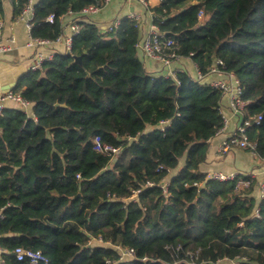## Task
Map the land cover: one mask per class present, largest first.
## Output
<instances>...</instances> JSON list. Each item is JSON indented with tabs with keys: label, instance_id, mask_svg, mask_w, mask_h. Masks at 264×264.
<instances>
[{
	"label": "trees",
	"instance_id": "obj_1",
	"mask_svg": "<svg viewBox=\"0 0 264 264\" xmlns=\"http://www.w3.org/2000/svg\"><path fill=\"white\" fill-rule=\"evenodd\" d=\"M94 1L37 0L32 36L56 38L68 10ZM28 2L12 0L13 17ZM151 10L181 56L202 71L219 57L235 73L246 114L261 115L247 131L264 158V0H160ZM70 18L81 24L70 50H56L12 87L31 102L32 115L14 102L0 115L6 263L32 264L16 258L23 247L47 257L36 264H228L237 256L264 264L256 180L240 173L250 182L237 185L238 178L214 180L200 170L223 126L220 90L185 71L174 79L147 70L137 53L141 28L127 17L114 31L87 16ZM95 136L122 150H94Z\"/></svg>",
	"mask_w": 264,
	"mask_h": 264
},
{
	"label": "built area",
	"instance_id": "obj_2",
	"mask_svg": "<svg viewBox=\"0 0 264 264\" xmlns=\"http://www.w3.org/2000/svg\"><path fill=\"white\" fill-rule=\"evenodd\" d=\"M112 0H95L92 3H89L83 6L77 13L68 10L65 15L60 19L64 23V18L66 15L73 16L78 14L81 16H86L90 14L97 13L104 5H107ZM153 17V12L148 3V0H137ZM33 4L28 2V4L22 9V11L16 16L17 20H20L24 23L27 29V40L25 45L33 50V56L31 59V64L29 70L41 69L42 64L45 61L51 60L56 52L54 46L57 44H62L65 50H70L72 36L79 32L81 24L78 20L72 19L68 24V31H63L56 38H43V37H34L31 34L32 27V18H33ZM128 18L131 19L136 26L141 28V15L138 12L131 11L128 14ZM198 19H203V11L198 13ZM47 21L52 22L53 15L50 14L46 17ZM120 24L119 19H114L111 21L105 29L107 31H114L118 28ZM17 44V37L13 34L4 33V23L0 18V55L6 54L12 51ZM136 46L142 54L148 58H151L158 63H160L163 68V75L166 77H171L176 79L178 71H185L181 68H177L175 63L183 58L177 52V43L171 38L164 37L158 28L151 23L147 32L144 35H141L140 39L137 41ZM186 72V71H185ZM212 77V78H211ZM195 80L201 82H207L210 86L215 87L220 90L222 97H226L228 101V106L230 112L233 116L238 118V123L236 128L232 133H230L226 138L222 139L218 145V153L223 154L228 152L233 147H240L249 150L255 154L256 143L252 141L248 135L247 127L253 123H258L261 119V115H247L246 105L248 103L242 96L243 90L239 79L234 72L224 69V62L221 58H214L213 62L207 66L206 71H202L195 64ZM7 101H12L16 103L21 110L32 115L30 111L31 102L25 99L20 92H15L12 89H9L5 92L0 90V115L2 114L3 109L6 106ZM223 117V126L219 129L226 127L228 118L225 114L222 113ZM164 123H161L160 128L163 129ZM93 148L96 151H100L111 156L119 154L122 150L121 146L114 147L109 144L102 143L99 136H95L93 140ZM240 173L236 172H223V171H211L206 173V177L214 180L225 181L229 179H237V185L247 186L250 182V179L242 178L239 176ZM252 178V175L249 174ZM167 180H163V192H166ZM194 184H197L196 182ZM260 197L264 196V175L262 181L259 183ZM136 195V191L133 192L132 197ZM257 214V210H256ZM121 254L123 256L132 257V249H121ZM0 248V264H7L4 258L1 255ZM15 256L18 260L28 258L32 264H36L40 261L47 262V257L41 251H33L31 249H26L23 247H17L14 250ZM247 258L244 256H237L233 259H227L228 264H250L246 262ZM222 259H218L211 264H221ZM109 262V261H107Z\"/></svg>",
	"mask_w": 264,
	"mask_h": 264
},
{
	"label": "crops",
	"instance_id": "obj_3",
	"mask_svg": "<svg viewBox=\"0 0 264 264\" xmlns=\"http://www.w3.org/2000/svg\"><path fill=\"white\" fill-rule=\"evenodd\" d=\"M36 1L29 0L32 4ZM159 1L148 0V3L150 7H153L158 5ZM131 11L138 12L141 15V35H144L152 23V17L137 0H112L107 5H104L97 13L86 16L96 21L101 28L105 29L114 19H119L121 22L122 18H128V14ZM70 17L71 15H66L64 18L65 31H68L67 24L71 21ZM1 19L4 23V33H13L17 37V44L12 51L0 55V87L16 82L22 74L27 72L33 56V50L25 45L27 29L24 23L17 20L16 17H13L12 0H3V15ZM54 48L55 50H61L64 49V46L57 44ZM137 53L147 70L158 74L163 73V68L160 63L144 56L140 50ZM175 65L177 68L185 70L192 78L195 77V63L191 58L183 57ZM12 103L11 101H7L6 105ZM221 112L228 118L227 125L209 139L207 155L204 162L200 165V170L205 173L211 171L249 173L259 186L264 175V158H259L249 150L240 147H233L223 154L218 153L220 141L232 133L239 122L238 118L231 114L225 96L221 102ZM150 129L149 127L148 130Z\"/></svg>",
	"mask_w": 264,
	"mask_h": 264
},
{
	"label": "water",
	"instance_id": "obj_4",
	"mask_svg": "<svg viewBox=\"0 0 264 264\" xmlns=\"http://www.w3.org/2000/svg\"><path fill=\"white\" fill-rule=\"evenodd\" d=\"M75 60L78 61V62H80V57L77 56L75 58ZM14 84H15V82H13L11 84H8V85H3V86L0 87V90L3 91V92H5V91H7L9 89H12V87L14 86Z\"/></svg>",
	"mask_w": 264,
	"mask_h": 264
},
{
	"label": "rangeland",
	"instance_id": "obj_5",
	"mask_svg": "<svg viewBox=\"0 0 264 264\" xmlns=\"http://www.w3.org/2000/svg\"><path fill=\"white\" fill-rule=\"evenodd\" d=\"M94 243H98V242H97V241H95V240H93V241H92V244H94Z\"/></svg>",
	"mask_w": 264,
	"mask_h": 264
}]
</instances>
